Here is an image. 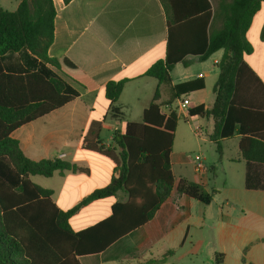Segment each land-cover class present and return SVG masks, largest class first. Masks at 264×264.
Instances as JSON below:
<instances>
[{
    "label": "crops",
    "instance_id": "0c3cea01",
    "mask_svg": "<svg viewBox=\"0 0 264 264\" xmlns=\"http://www.w3.org/2000/svg\"><path fill=\"white\" fill-rule=\"evenodd\" d=\"M53 2L55 33L49 56L67 58L98 88L95 91L80 90V96L74 101L20 127L11 137L34 161L60 159L83 170L57 171L52 177H31L37 185L52 190L53 202L61 210L68 211L119 177L120 149L114 144V135L122 132L127 123L143 120L144 111L152 103L158 87L164 114L177 109L179 101L185 97L191 100L190 111L214 107V89L224 51L201 60L194 55L201 52L196 50L203 42L198 24L179 25L175 28L172 49L173 53L184 55L170 72L171 83L159 85L158 80L146 73L150 66L165 60L168 54V20L161 0ZM179 2L185 4L183 0ZM210 2L214 13L210 30L214 31L221 26V20L215 15L219 0ZM252 19L246 37L253 51L244 57L248 68L237 75L231 110L245 126L264 135V2ZM120 80L127 82L120 98L112 105L103 90L108 82ZM177 113L180 120L175 138L180 121L184 119L189 124V131L182 137L186 143L199 142L197 148L204 160V170L198 171L189 152L174 143L170 160L175 183L169 199L153 219L114 241L104 251L80 256V264H145L163 258L169 250L183 248L186 243L194 244L191 232L203 227L215 233L221 250L226 252L217 253L224 255L223 264H229L228 248L236 250L243 264H264V190L245 187L247 164L239 144L242 135L222 138L212 117L191 115L190 112L187 117L178 110ZM92 124L100 126L98 139L94 137L98 128H92ZM197 126L203 135L197 136ZM89 131L93 133L92 145L114 149L118 163L84 148L82 140ZM175 167L179 177L175 175ZM180 178L198 183L213 194L215 206L211 214L204 208L208 205L177 193ZM209 182L214 184L213 189L208 187ZM126 199L120 191L88 203L72 215V229L79 232L107 219L112 214V207Z\"/></svg>",
    "mask_w": 264,
    "mask_h": 264
},
{
    "label": "trees",
    "instance_id": "16d2710c",
    "mask_svg": "<svg viewBox=\"0 0 264 264\" xmlns=\"http://www.w3.org/2000/svg\"><path fill=\"white\" fill-rule=\"evenodd\" d=\"M63 1L69 4L72 0ZM161 1L168 20V54L165 60L150 66L146 75L158 80L159 85L170 84V72L184 55L173 53L175 28L186 22L198 24L203 42L196 50L201 52L194 55L201 60L220 50L224 55L214 89V107H198L190 114L212 117L222 138L242 135L239 144L247 164L245 187L264 190V135L245 126L231 110L237 75L248 68L244 57L253 51L246 35L264 0H219L215 15L221 26L214 31L210 30L214 17L210 0H183L185 4L180 0ZM55 13L53 0H21L15 11L0 6V264H80V256L104 251L153 219L174 188L170 155L180 118L176 109L168 114L161 112L159 87L144 111L143 120L127 123L122 132L114 135L121 165L119 177L113 178L109 185L63 211L53 202L52 190L31 180L32 176L52 177L57 171L83 170L60 159L34 161L23 153L11 134L74 101L80 90L98 88L67 58L49 56L54 42ZM126 82L110 81L104 87L106 99L112 105L120 98ZM93 126L98 128L94 136L98 139L100 126ZM91 134L89 131L82 140L84 148L118 163L114 149L92 145ZM120 191L127 199L116 203L107 219L79 232L72 229V215L81 207ZM177 193L205 205L213 201V194L186 178H180ZM173 254L169 250L163 258L145 264H165ZM223 263L224 255L216 254V264Z\"/></svg>",
    "mask_w": 264,
    "mask_h": 264
},
{
    "label": "rangeland",
    "instance_id": "374dc122",
    "mask_svg": "<svg viewBox=\"0 0 264 264\" xmlns=\"http://www.w3.org/2000/svg\"><path fill=\"white\" fill-rule=\"evenodd\" d=\"M20 0H0V4L5 10L15 11L18 7ZM189 124L184 119H181L179 125V133L175 138V144H178L182 150L189 152L190 156L194 158L195 155L201 153L199 152L197 146L198 143L195 140H191V142L186 143L187 141L183 139V134H188ZM200 135L202 131L199 129ZM203 135V134H202ZM183 136V137H182ZM194 137V134H192ZM203 146V142L201 143ZM202 156V155H201ZM189 166V173H191L192 168ZM188 168V167H187ZM175 175L179 177L180 173L178 168L175 167ZM236 185V184H235ZM208 187L210 189L214 188V184L212 182L208 183ZM214 196H217L214 194ZM205 206V205H204ZM215 203H211L210 205L204 207L207 208L208 213H212ZM208 218L209 215L206 214ZM191 235L194 236V244L186 243L183 248H177L174 250V255L169 258L166 264H216V254L226 252L221 250L220 242L218 238L215 236V233L210 230L208 227H203L202 229H193ZM228 262L229 264H243L240 256L237 257L236 250L232 248H228Z\"/></svg>",
    "mask_w": 264,
    "mask_h": 264
},
{
    "label": "built area",
    "instance_id": "2783aa9c",
    "mask_svg": "<svg viewBox=\"0 0 264 264\" xmlns=\"http://www.w3.org/2000/svg\"><path fill=\"white\" fill-rule=\"evenodd\" d=\"M190 106H191V100L188 97H185L179 101L176 110H178L179 113L185 114L188 117L190 112ZM199 129L200 128L198 126L195 128V133L197 134V136L200 135ZM192 161L195 165V168L198 171L204 170L205 165H204L203 157L201 155L199 154L195 155L194 158H192Z\"/></svg>",
    "mask_w": 264,
    "mask_h": 264
}]
</instances>
